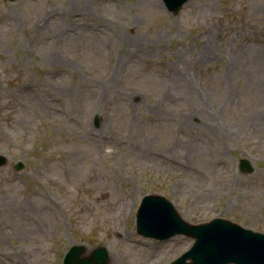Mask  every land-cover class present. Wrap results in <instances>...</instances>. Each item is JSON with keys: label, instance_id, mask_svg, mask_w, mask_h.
I'll return each mask as SVG.
<instances>
[{"label": "rangeland", "instance_id": "1", "mask_svg": "<svg viewBox=\"0 0 264 264\" xmlns=\"http://www.w3.org/2000/svg\"><path fill=\"white\" fill-rule=\"evenodd\" d=\"M0 154V264H166L146 194L264 233V0H0Z\"/></svg>", "mask_w": 264, "mask_h": 264}, {"label": "water", "instance_id": "2", "mask_svg": "<svg viewBox=\"0 0 264 264\" xmlns=\"http://www.w3.org/2000/svg\"><path fill=\"white\" fill-rule=\"evenodd\" d=\"M167 9L177 14L187 0H163ZM97 122V121H96ZM8 163V156L0 154V167ZM15 170L24 168L18 161ZM241 169L251 171L246 159ZM137 231L144 236L167 239L186 234L195 239L193 245L167 264H264V233L218 217L209 222L193 224L181 217L172 202L157 194H146L136 211ZM83 246L73 245L66 252L63 264H107L108 253L103 247L92 256H81Z\"/></svg>", "mask_w": 264, "mask_h": 264}, {"label": "bare ground", "instance_id": "3", "mask_svg": "<svg viewBox=\"0 0 264 264\" xmlns=\"http://www.w3.org/2000/svg\"><path fill=\"white\" fill-rule=\"evenodd\" d=\"M77 19V18H76ZM106 194V191L102 192L101 195H100V198H102L104 195ZM118 232V231H117ZM118 235V234H117ZM113 264H117L116 261H113Z\"/></svg>", "mask_w": 264, "mask_h": 264}]
</instances>
